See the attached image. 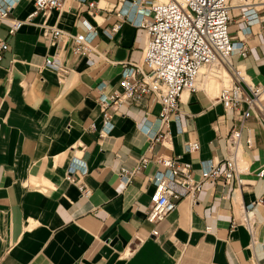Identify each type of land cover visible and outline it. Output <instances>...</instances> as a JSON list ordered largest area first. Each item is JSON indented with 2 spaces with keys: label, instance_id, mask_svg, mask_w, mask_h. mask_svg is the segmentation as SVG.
Listing matches in <instances>:
<instances>
[{
  "label": "crops",
  "instance_id": "crops-1",
  "mask_svg": "<svg viewBox=\"0 0 264 264\" xmlns=\"http://www.w3.org/2000/svg\"><path fill=\"white\" fill-rule=\"evenodd\" d=\"M34 4L18 0L10 19L25 20ZM144 6L65 0L15 34L10 19L1 24L10 48L0 64V264H264V176L257 175L264 168V124L218 100L232 84L224 66L204 67L199 88L182 93L181 112L168 126L159 122L161 106L151 96L111 105L114 126L101 136L99 98L122 92L123 64H142L147 41L145 29L122 20L118 8L131 19ZM43 22L75 35L96 31L92 49L78 55L73 39L48 42ZM117 23L121 28L113 32ZM244 26L232 22L236 40ZM254 30L245 38L246 55L235 52L232 60L251 82L264 84V32ZM234 127L252 141L242 154L245 183L210 179L194 196L179 186L175 211L158 225L147 220L156 188L150 177L159 170L154 159L189 163L200 180L205 161L226 157ZM163 133L164 139L151 140ZM194 140L199 150L187 151ZM144 156L150 162L126 183L123 172H133Z\"/></svg>",
  "mask_w": 264,
  "mask_h": 264
},
{
  "label": "built area",
  "instance_id": "built-area-1",
  "mask_svg": "<svg viewBox=\"0 0 264 264\" xmlns=\"http://www.w3.org/2000/svg\"><path fill=\"white\" fill-rule=\"evenodd\" d=\"M17 1L0 0V26L10 19ZM64 1L35 0L34 10L25 20L10 19L9 33L15 34L37 14L47 19L51 11L62 7ZM133 3L137 8L145 4L144 11L136 18L129 19L128 10L123 7L118 8L117 14L122 20H130L145 29L147 41L144 60L142 64L124 63L122 92L103 94L99 98L104 119L101 136L109 133L114 126L109 112L111 105L120 106L127 100L142 103L151 96L161 106L159 122L164 127L168 126L172 118H177L181 112L182 93L199 88L198 77L203 67L224 66L231 74V86L221 89L218 94V100L226 110L239 111L245 119L255 115L264 124V84L251 82L245 70L236 66L232 60L235 52L246 55L245 38L256 33L255 27H261L264 32V0H133ZM90 6H95V2H91ZM232 22L245 24L238 28L237 35L242 34L238 40L232 33ZM121 25L115 24L112 31L117 32ZM41 27L42 35L48 42L60 38L73 39V50L78 55H84L92 49L91 40L97 35L96 31L75 35L46 22ZM9 48L8 42L0 37V64ZM165 137L166 133H163L152 136L151 140ZM226 145L228 152L222 161L204 162L200 180L194 178L189 163L179 164L174 157L155 158L159 170L150 177L156 188L150 197L147 220L158 225L175 211L183 196L178 190L179 186L194 196L202 188V183L210 179L222 177L226 183L234 180L236 184H244L241 174L247 168L242 154L244 149L252 147V141L250 138L244 141L242 128L234 127L227 137ZM199 148L197 140L186 144L189 152H196ZM149 162L150 158L144 156L133 172H123L122 179L129 182L131 175L142 171ZM257 175L263 177L264 168ZM83 194L88 195L89 190L83 188ZM245 222L253 234L254 226L247 218ZM153 234H159L157 228Z\"/></svg>",
  "mask_w": 264,
  "mask_h": 264
},
{
  "label": "rangeland",
  "instance_id": "rangeland-1",
  "mask_svg": "<svg viewBox=\"0 0 264 264\" xmlns=\"http://www.w3.org/2000/svg\"><path fill=\"white\" fill-rule=\"evenodd\" d=\"M222 68L220 67V68H214L213 70H211V73L213 74V73H217L219 70H221ZM206 69L205 68H203L202 69V71H205ZM207 71H209V70H207ZM206 71V72H207ZM222 86V85H221ZM225 87H228V85H226ZM223 89V88H222ZM221 91V90H220ZM220 93V92H219Z\"/></svg>",
  "mask_w": 264,
  "mask_h": 264
},
{
  "label": "bare ground",
  "instance_id": "bare-ground-1",
  "mask_svg": "<svg viewBox=\"0 0 264 264\" xmlns=\"http://www.w3.org/2000/svg\"><path fill=\"white\" fill-rule=\"evenodd\" d=\"M204 68V67H203ZM202 68V69H203ZM202 69L200 70V74H199V77H198V84H199V79H200V76H201V74H202ZM226 88H228V87H226Z\"/></svg>",
  "mask_w": 264,
  "mask_h": 264
}]
</instances>
